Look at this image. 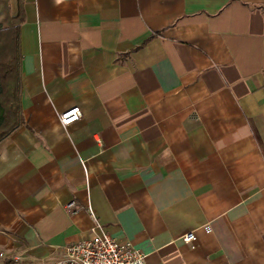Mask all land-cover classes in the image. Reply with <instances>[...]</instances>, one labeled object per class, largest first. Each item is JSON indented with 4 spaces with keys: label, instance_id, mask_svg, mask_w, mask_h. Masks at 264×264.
<instances>
[{
    "label": "crops",
    "instance_id": "obj_1",
    "mask_svg": "<svg viewBox=\"0 0 264 264\" xmlns=\"http://www.w3.org/2000/svg\"><path fill=\"white\" fill-rule=\"evenodd\" d=\"M12 34L0 264H54L89 209L145 264H264V0H21Z\"/></svg>",
    "mask_w": 264,
    "mask_h": 264
},
{
    "label": "built area",
    "instance_id": "obj_2",
    "mask_svg": "<svg viewBox=\"0 0 264 264\" xmlns=\"http://www.w3.org/2000/svg\"><path fill=\"white\" fill-rule=\"evenodd\" d=\"M81 116L80 108L72 107L61 112L58 119L60 125L67 128L79 121ZM74 207V201L66 205L68 210ZM88 213L94 222L93 237L67 246L60 259L54 264H145V256L141 252L135 250L128 242L122 244L115 241L96 221L90 209ZM181 240L186 244L193 243L196 241L195 232L184 234ZM2 258L4 254L0 252V259ZM12 259L20 261L19 256H14Z\"/></svg>",
    "mask_w": 264,
    "mask_h": 264
},
{
    "label": "trees",
    "instance_id": "obj_3",
    "mask_svg": "<svg viewBox=\"0 0 264 264\" xmlns=\"http://www.w3.org/2000/svg\"><path fill=\"white\" fill-rule=\"evenodd\" d=\"M18 15L10 16L9 0H0V140L5 138L20 123L16 99V68L13 51L15 37L12 34L21 21V0H18ZM11 34V35H10Z\"/></svg>",
    "mask_w": 264,
    "mask_h": 264
},
{
    "label": "rangeland",
    "instance_id": "obj_4",
    "mask_svg": "<svg viewBox=\"0 0 264 264\" xmlns=\"http://www.w3.org/2000/svg\"><path fill=\"white\" fill-rule=\"evenodd\" d=\"M2 19H3V15L1 14V15H0V21H1ZM12 51H13V52H12V53H13L12 56H13L14 59H15V60H14V66H15V68H17V52H15V50H12Z\"/></svg>",
    "mask_w": 264,
    "mask_h": 264
}]
</instances>
